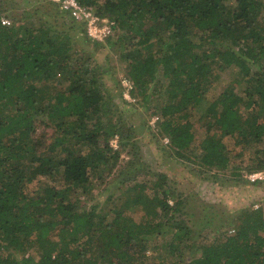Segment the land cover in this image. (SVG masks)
<instances>
[{
  "label": "trees",
  "instance_id": "16d2710c",
  "mask_svg": "<svg viewBox=\"0 0 264 264\" xmlns=\"http://www.w3.org/2000/svg\"><path fill=\"white\" fill-rule=\"evenodd\" d=\"M47 2L55 12L46 11L52 20L38 29L3 24L0 16V264H150V249L161 253L160 264H264V209H243L221 240L199 243L190 215L182 217L185 198L165 173L155 172L149 184L135 179L137 163L121 167L135 128L121 124L120 114L113 117L115 102L97 69L90 68L92 79L82 73L93 48L117 45L132 96L146 102L155 94L167 97L153 129L168 139L176 157L227 170L225 137H232L253 150L250 171H260L264 0H79L115 20L114 32L116 26L124 31L102 41ZM227 69L237 73L209 99ZM59 74L69 79L68 90L55 84ZM196 111L206 131L202 141L192 118ZM43 176L60 178L65 186L48 182L30 191ZM105 185L111 205L99 210L85 197ZM138 207L140 220L128 212Z\"/></svg>",
  "mask_w": 264,
  "mask_h": 264
},
{
  "label": "rangeland",
  "instance_id": "374dc122",
  "mask_svg": "<svg viewBox=\"0 0 264 264\" xmlns=\"http://www.w3.org/2000/svg\"><path fill=\"white\" fill-rule=\"evenodd\" d=\"M37 7L43 10L38 11ZM52 7L47 0H0V16L7 18L10 23L18 25L25 22L32 28L38 29L41 27L42 21L52 20L50 17H46L48 14H45L46 11L54 13L55 8L52 9ZM55 18V23L63 22L62 16ZM115 25H117L116 21ZM122 32L124 31L116 26L114 39H117V36ZM77 43H80L82 48L87 46L82 39L77 40ZM117 47L116 45L113 50L102 49L100 45L93 48L92 53L89 56L86 55L87 67H83L82 73L85 78L92 79L94 76L92 72L94 71L90 68L97 69L95 76L98 75L102 79L101 82H105L109 89L107 91L108 96L114 99L115 103L110 104V109L115 113L113 117L115 118L120 114L121 124L135 128L134 138L129 141L126 151L121 156L123 159L122 164L120 163L121 167L124 169L128 161L130 162L129 165L137 163L139 170H136L134 174L135 179L140 181L145 179L147 183L150 182L149 184L155 180V176L152 177L155 172L165 173L167 183L176 194L185 198L182 217L188 218L190 215L189 222L193 227L194 234L199 237L197 238L199 243H213L221 240L224 233L237 223L238 215L243 209L251 207L264 209V169L260 170L263 172L261 177L253 179L251 174L254 172L250 171L256 165L253 150L238 145L232 137H225L231 156V163L227 170L200 167L197 163L176 157L166 147L168 144L166 138L162 137L159 131H156L157 129H153L156 128L157 122L155 123L154 120L159 114L160 104L167 97H160L155 94L151 96V101L147 102L142 100V96L139 95H135L136 99L134 100L129 99V94L124 92L123 84L121 85V79L126 76L127 65L120 58ZM207 48H211V46H207ZM83 62L85 61L83 60ZM236 73L237 69L222 71L208 94L209 99H215ZM159 78L162 82L167 83L168 81V78L162 76V71L159 72ZM54 82L59 88L68 90L70 81L66 77L59 74ZM159 89L164 92V87L160 86ZM198 117L199 113L193 112L192 118L195 122L197 139L202 141L206 131L204 127L199 125ZM41 130L40 127L38 131ZM52 130V127L46 128L49 133ZM114 139H111V143ZM127 151L128 153H126ZM194 151L196 155H200L202 150L199 143H197ZM130 155L131 159H128ZM238 167L239 169H237ZM117 169L119 170L120 167ZM54 179L48 178V176L38 178L37 181L30 184V191L40 186L44 187L45 183L48 182L58 188L65 186L62 179ZM110 180H114L113 176L110 177ZM109 190L107 185L101 189L95 188L92 194L85 198L90 204L97 206L99 210L107 209L111 205L108 200ZM170 200L172 203L173 200ZM121 203L122 200L118 204ZM128 212L137 220H140L143 214L140 207L128 210ZM152 250H148L150 264H160L161 253L158 250Z\"/></svg>",
  "mask_w": 264,
  "mask_h": 264
},
{
  "label": "built area",
  "instance_id": "2783aa9c",
  "mask_svg": "<svg viewBox=\"0 0 264 264\" xmlns=\"http://www.w3.org/2000/svg\"><path fill=\"white\" fill-rule=\"evenodd\" d=\"M53 3L59 6L60 10L65 13H68L69 16L78 22H84L86 25V31L88 36L97 41H102L111 34H114V21L109 18L100 17L87 6L81 4L79 0H51ZM3 24H10V21L7 18H2ZM122 84L124 92L129 94V99H135L132 96L131 90L133 89V83L126 77L122 79ZM158 120V116L155 118ZM168 142V139H166ZM115 148H118V139L115 138L113 143H111ZM263 172L258 171L254 172L252 175L253 179L261 177Z\"/></svg>",
  "mask_w": 264,
  "mask_h": 264
}]
</instances>
